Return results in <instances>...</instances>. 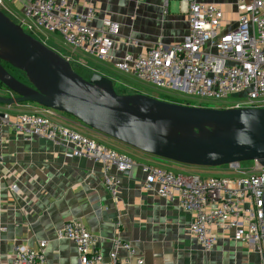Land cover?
Instances as JSON below:
<instances>
[{
  "label": "built area",
  "instance_id": "obj_1",
  "mask_svg": "<svg viewBox=\"0 0 264 264\" xmlns=\"http://www.w3.org/2000/svg\"><path fill=\"white\" fill-rule=\"evenodd\" d=\"M16 1L21 4L17 24L28 34L39 31L57 35L71 52L111 64L115 70L159 90L207 101L235 98L230 108L264 109V0H235L237 18L230 28L225 27L219 5L180 0L188 4L185 38L169 46L155 44L139 54L127 53L121 60L111 54L119 24L105 19L100 27H94L93 0ZM3 121L24 140L36 137L62 142L72 157L101 164L104 188L114 197L123 175L134 165L124 153L40 115L24 114L10 120L4 114ZM249 162V168H241V163L227 165L228 172L241 174L228 178L184 176L141 165L143 188L160 198H177L180 209L192 215L190 234L205 251L216 244L215 228L230 234L237 243L252 244L264 257V166ZM6 231L0 220V235ZM57 236L75 245L78 264L144 263L136 248L119 240L103 256L94 236L79 222L66 221ZM46 246L45 241L36 249L16 246L9 261L0 264H46Z\"/></svg>",
  "mask_w": 264,
  "mask_h": 264
},
{
  "label": "crops",
  "instance_id": "obj_2",
  "mask_svg": "<svg viewBox=\"0 0 264 264\" xmlns=\"http://www.w3.org/2000/svg\"><path fill=\"white\" fill-rule=\"evenodd\" d=\"M195 1L219 5L225 27L235 24V0ZM92 2L96 12L94 27H100L105 19L119 24L111 52L116 60L127 53L144 52L155 44L179 43L188 34V4L180 0ZM20 5L16 0H1L3 9L21 16ZM105 66L114 69L111 64ZM54 112L31 103L0 105V220L7 227L0 235L1 262L9 261L16 246L36 249L40 241H45L46 264H78L75 245L57 236L63 223L75 221L94 236L97 249L105 257L119 240L136 248L143 264H264V257L252 244L237 243L230 234L215 228L212 233L216 244L205 251L190 234L192 215L180 209L177 198L164 199L144 190L141 165L170 171L155 162L158 158L133 149L131 154L127 146L119 148L112 139L97 132L94 134L100 138L90 136L105 147L124 153L134 163L123 175L114 197L104 188L101 164L72 157L62 142L36 137L24 140L3 121L4 114L10 120L37 114L72 130L88 131L74 118ZM83 132L80 133L85 135Z\"/></svg>",
  "mask_w": 264,
  "mask_h": 264
},
{
  "label": "water",
  "instance_id": "obj_3",
  "mask_svg": "<svg viewBox=\"0 0 264 264\" xmlns=\"http://www.w3.org/2000/svg\"><path fill=\"white\" fill-rule=\"evenodd\" d=\"M4 64L25 75L23 83ZM0 105L36 104L66 114L135 151L182 165L264 166V109L205 108L119 95L110 79L88 80L0 10ZM264 210V195H263Z\"/></svg>",
  "mask_w": 264,
  "mask_h": 264
},
{
  "label": "rangeland",
  "instance_id": "obj_4",
  "mask_svg": "<svg viewBox=\"0 0 264 264\" xmlns=\"http://www.w3.org/2000/svg\"><path fill=\"white\" fill-rule=\"evenodd\" d=\"M0 9L3 10V13L12 22H14L15 24L18 23L19 18H20V15L18 12L17 13L9 12L3 9L1 5H0ZM29 34L30 36H32L33 38L41 42L43 45H45L47 48L51 49L52 51L60 55L62 58L67 60L70 63L72 68L76 69L80 73H83L84 75H86L87 78H90L93 74H100L110 79L113 83V87L115 91L119 95L142 94V95L150 96V97L163 100V101H167V102L181 103L183 105L205 107V108H215V109L230 108L232 107V103L237 101L235 98H228V99L221 100V101H209V100L207 101V100L192 98V97L186 96L185 94H181V93L174 92V91L159 90V89L154 88L151 85L141 83L137 81L135 78H133L132 76L121 73L115 69L108 70L107 68H110V67L105 66V64L98 63L91 56L71 52L66 46L63 45V43L61 42V39L57 35L44 34L39 31H33V32H30ZM7 70L13 76L21 79L24 83H27L26 77L20 71L13 70L10 68H7ZM54 113H58V112H54ZM81 126H83L84 129L87 128L82 124ZM86 130L88 131L83 132L82 130H80V132H83L89 138L90 136L96 139L100 138L99 135L94 134L96 133V131H93L89 128H87ZM92 140L96 141L95 139H92ZM113 145L119 148L125 147V145L119 142H116L114 140H113ZM125 148L131 154L132 152H134L132 149L128 147H125ZM155 162L162 163L166 165V167L173 173L178 174V175H184V176H195L199 178H209L211 176H217V177L221 176V177L228 178V177H237L241 175L239 173L228 172L226 169V166H221V167H216V168L197 167V166L182 165V164H178V163H174V162H170L166 160H159V159H156ZM251 165H252L251 162H242L241 168H249L251 167Z\"/></svg>",
  "mask_w": 264,
  "mask_h": 264
},
{
  "label": "trees",
  "instance_id": "obj_5",
  "mask_svg": "<svg viewBox=\"0 0 264 264\" xmlns=\"http://www.w3.org/2000/svg\"><path fill=\"white\" fill-rule=\"evenodd\" d=\"M28 34V33H27ZM30 35V34H29ZM4 67L7 69V68H10V69H13L11 67H9L8 65L4 64ZM74 70V72H76L78 75H80L81 77H83L84 79L88 80L89 78L86 77V75H84L83 73H80L79 71H77L76 69L72 68ZM15 70V69H13ZM8 71V70H7ZM9 72V71H8ZM10 73V72H9ZM11 74V73H10ZM24 75V74H23ZM25 76V75H24ZM15 77V76H14ZM16 79H18L19 81L23 82L21 79L15 77ZM24 83V82H23ZM1 86V85H0ZM178 104H181V103H178Z\"/></svg>",
  "mask_w": 264,
  "mask_h": 264
}]
</instances>
